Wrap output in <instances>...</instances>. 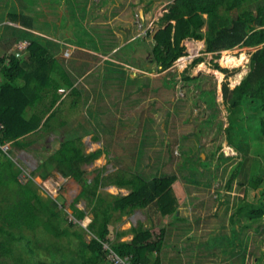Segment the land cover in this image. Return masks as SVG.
<instances>
[{
    "label": "rangeland",
    "instance_id": "1",
    "mask_svg": "<svg viewBox=\"0 0 264 264\" xmlns=\"http://www.w3.org/2000/svg\"><path fill=\"white\" fill-rule=\"evenodd\" d=\"M174 1L0 0V15L1 10L23 9L36 18L43 32L60 34L68 39V45L63 44L62 58L64 62L69 58L68 65L74 74H78L77 87L83 91L82 96H75L72 90L74 96H64L68 99L65 102L63 99L64 104L60 105L66 109L70 104L71 115L67 111V116L63 115L61 108L56 110L54 107V119L49 116L50 109L37 129L17 142L10 141L6 147L20 171L19 178L26 182L32 176L40 184L39 191L44 196L56 198L64 205L63 215L68 220L63 225L68 226L70 233L55 237L38 226H21L20 232L24 236L15 238L0 229V240L7 245L11 243L9 251L0 248L3 253H0L1 264H75L72 261L78 258L81 243L88 242L93 236V228L100 216H94L93 203L81 195L83 185L74 177H65L57 171V160L52 157L67 138H75L82 152L102 151L91 162L84 163L88 181L99 173V176L111 174L113 177L118 170L126 173L140 171L146 178L160 174L161 169L172 170L178 175L172 184L177 198L173 212L180 219L173 226L167 223L173 219V212L161 215L155 211L150 218L152 207L125 212L116 210L109 221L107 236L110 242L132 238L133 226L142 223L151 226L154 219L158 226H171L168 227L171 232L166 246L161 251L162 263L198 264V261L193 263L181 257L188 253H180L175 246L179 239L175 237L176 227L184 224L187 233L194 238L186 245L189 249L194 240L202 242L205 249L211 235L216 234L209 240L216 248L208 252V258L202 256L201 259L209 264H227L226 254L219 249L222 242L218 234L224 227L231 226L232 216H238L236 225L248 245L242 256L244 264L264 262V214L254 219L242 211L239 213L248 202L260 203L261 199L264 202V105L246 101L231 112L222 89L225 81L231 87L241 81L250 68V57L257 47L239 44L223 54L224 49L207 51L205 38L186 37L181 42L184 49L178 57L180 60L161 68L147 46L156 42L154 36L160 27L176 24L175 18L164 20ZM6 18L0 16V25ZM47 20L52 21L50 26L45 25ZM136 36L143 40H134L138 47L131 55L132 40ZM18 46L12 50L26 45L22 42ZM88 46L96 48L92 50L99 54L88 56L90 52L82 49H88ZM75 52H83L79 54L83 59L76 58ZM128 52L138 65L123 58ZM228 53L237 54L235 56L242 57L243 61L236 66L228 65L224 59ZM198 57L202 60L195 62ZM114 58L118 63L113 62ZM205 63L212 67V71L204 68ZM216 63L226 68L223 78ZM81 69H88V72L82 74ZM107 70L113 71L111 75L116 77L104 84L99 76ZM119 70L125 71L124 81L119 79L116 72ZM183 72L197 78L186 80ZM166 78L170 82L166 83ZM138 83L145 85L139 87ZM62 92L67 93L68 88ZM210 92L212 98L206 95ZM83 95L84 102L79 100L76 105L73 100L83 98ZM199 131L200 135L197 134ZM191 147L201 158L195 162L198 169L193 179H187L191 176L190 168L182 166L180 169L179 160L185 150L189 154L196 152ZM107 182L108 185L100 188L107 198H111L109 193L120 195L130 191L111 183V179ZM4 192L15 197L14 191ZM74 200L76 207L72 208ZM80 209L86 212L81 218ZM17 210V207L11 209ZM70 219L74 224H69ZM4 220L0 216V224ZM246 224L251 227L243 228ZM18 228L12 227L16 234H19ZM124 230V233L116 234ZM109 245L107 242L105 246ZM257 246L259 250H256ZM113 253L97 264H117ZM242 260L233 264H241Z\"/></svg>",
    "mask_w": 264,
    "mask_h": 264
},
{
    "label": "trees",
    "instance_id": "2",
    "mask_svg": "<svg viewBox=\"0 0 264 264\" xmlns=\"http://www.w3.org/2000/svg\"><path fill=\"white\" fill-rule=\"evenodd\" d=\"M170 9V13L165 14L164 20L175 18L176 24L160 27L154 36L156 42L147 46L151 49V56L159 62L160 67L167 68L183 54L184 46L181 42L186 37L205 38L207 51L229 49L239 44L257 47L251 54L250 68L241 81L234 87L225 81L222 89L227 107L231 112L246 101L264 105V0H175ZM1 12L0 16L8 17L6 20L10 21L0 26L5 48H9L20 40L27 41L28 44L24 49H17L19 54L17 51L8 53L5 49V55L0 56V123L3 124L0 128V216L5 218L3 224H0V229L11 237L21 238L24 236L20 232L23 229L21 226L30 228L38 226L49 235L62 237L70 233L68 226L63 225V222L68 220L63 215L64 205L56 198L44 196L39 191L40 184L32 176L23 182L19 178L20 171L15 161L10 157L8 150L2 148L1 145L37 129L44 115L57 102L60 96L57 94L59 87L72 86L76 76L67 67V62L56 54L63 44L42 33L35 32L34 29L41 31L43 28L38 27L36 18L31 13L18 8L5 10V12L1 10ZM51 24L52 21L47 20L45 25L50 26ZM139 39L135 41L142 40ZM135 41L132 51L136 49ZM103 44L106 46L105 43ZM126 57L131 58L132 56ZM201 60L202 57H198L195 62ZM216 66L222 68L218 63ZM112 69L115 70V68ZM119 71V79L124 81L125 71ZM111 72L113 71L107 70L99 76L104 84L116 77V75H111ZM183 78L194 80L197 76L183 72ZM167 81L169 80L166 78L165 82ZM72 90L75 93L80 92L77 86H74ZM206 95L213 97L212 92ZM206 99L210 101V98ZM204 122L210 123L207 120ZM230 128L231 124L228 130ZM197 134L200 135L201 132ZM61 143V146L56 148L52 154V157L57 160V171L65 177H74L83 185L81 195L93 203L94 216H100L98 224L93 228V236L88 242L81 243L80 254H77L78 258L72 262L97 264L101 260H106L113 251L130 264H162L161 251H164L168 234L171 232L168 227L170 228V225L173 226V223L180 219V216L173 212L177 205V198L172 184L178 177L177 173L161 169L160 174L146 178L140 171L126 173L118 170L112 174L113 177L111 174L99 176V173L88 181L84 163L91 162L98 157L102 152L101 149L88 153L82 152L75 138H67ZM191 149L195 148L191 147ZM195 151L189 154L185 150L179 160L180 169L182 166L190 168L189 175L191 176L187 179H193L192 176L198 169V164L195 162L197 158H201V155L196 149ZM238 169L240 170V167ZM108 179H111V183L117 186L129 188L130 191L120 195L109 193L111 198H107L100 188L108 185ZM3 185L12 186V188L11 190L5 189ZM4 191H14L15 197ZM75 201L71 203L72 208L76 207ZM146 206L156 208L158 214L161 215L173 212V219L168 221L170 225L146 227L142 223L139 226H133L132 238L110 242L107 235L110 231L109 221L113 211H133ZM14 207L19 210L11 211ZM79 211L80 218L86 214L83 209ZM241 211L256 219L264 214V202L262 199L260 203L248 202L239 209V213ZM238 219V216H232L231 226L224 227L218 234L222 242L219 249L226 254L227 264L236 263L238 259L242 260L244 258L242 256L247 251L246 237L236 225ZM69 224H74V221L70 219ZM14 226L20 227L17 230L19 234L12 229ZM249 227L251 225L243 226V228ZM124 232L125 230L116 232V234L120 235ZM187 232L184 224L177 225L175 237L179 239L176 240L175 246L180 253H188L187 258L181 257L189 262L198 261V264H209L201 257L216 248L214 242L209 241L216 234L211 235L205 249H203L204 244L197 243L196 240L189 249L186 245L194 238ZM107 242L110 243L109 247L105 246ZM9 245L0 240L2 251H9ZM256 250H259L258 246ZM244 262L245 258L241 264ZM39 264L49 263L40 262Z\"/></svg>",
    "mask_w": 264,
    "mask_h": 264
},
{
    "label": "crops",
    "instance_id": "3",
    "mask_svg": "<svg viewBox=\"0 0 264 264\" xmlns=\"http://www.w3.org/2000/svg\"><path fill=\"white\" fill-rule=\"evenodd\" d=\"M6 19H3V22L1 23V24H6ZM16 24H18V23H16ZM0 26H2V25H0ZM34 31L35 32H39V33H42V34H44V35H46L47 37H49V38H52V39H54V40H57V41H59V42H61L62 44H65V45H68V39H66V38H64V37H62L61 35H51L50 33H46V32H43L42 30V32L40 31V30H36V29H34ZM127 37H128V35H127ZM138 37H140V36H136V37H134L133 38V40L132 41H134V40H136V39H139ZM4 38V36H3V34H1V31H0V49H2V52H0V56H4L5 55V45H4V43H3V39ZM142 39V38H141ZM128 41L130 40V38H128L127 39ZM140 40V39H139ZM143 40V39H142ZM141 40V41H142ZM24 43L25 42V45H27L28 44V42L27 41H24V40H20V41H18V42H15V44L14 45H11L9 48H7L6 50L8 51V53L9 52H11V51H13L12 50V48L14 47V46H17V47H19L18 45H20L21 43ZM77 43V42H76ZM128 43H130V42H128ZM64 46V45H63ZM63 46H61V50L60 49H58V51H57V55H58V57L59 58H61L62 59V57L64 56V54H63ZM26 47V46H25ZM25 47H23V48H20V49H24ZM137 47L138 46H136V49H137ZM84 51H89L90 53H88V56H90V55H96L97 53L99 54V52H97L96 50H92V49H96V48H90V46H88V49H84V48H82ZM90 49V50H89ZM136 49H134V51L136 50ZM17 51V50H16ZM134 51H131V55H132V53L134 52ZM95 52V53H94ZM7 53V54H8ZM83 52H75V54L74 55H76L75 57L76 58H82V56L83 55H79V54H82ZM117 53V52H116ZM17 54H19L18 53V51H17ZM100 54H102V53H100ZM79 55V56H78ZM87 55V54H86ZM103 55V54H102ZM128 55H130L129 54V52H128V54H125V56L123 57L125 60H127V61H131V64H137L138 65V63L135 61V59L133 58V57H126V56H128ZM83 59V58H82ZM116 58H114V60H113V62H116V63H118L116 60H115ZM179 58H176L175 60H174V62H173V64L175 63V61H179L178 60ZM68 61H69V58L67 57L66 58V62H67V67L69 68V69H71L72 70V72L74 71L73 70V68L72 67H70L68 64ZM99 63H101V62H99ZM177 64V63H176ZM74 68H76L75 66H73ZM94 67V66H93ZM82 70V69H81ZM86 72H88V69H85V70H82L81 71V73L83 74V73H86ZM116 72H118V73H120V71H116ZM74 73V72H73ZM77 75L78 74H75V76H76V79H77ZM79 82V81H78ZM78 82H77V84H78ZM77 84H76V80H75V82H74V84L72 85V86H70V87H66V86H60L59 87V90L57 91V94L58 95H60L59 96V98H58V100H57V102L55 103V105L53 106V107H51V110H52V108H54L55 107V109L56 110H58L59 108H61V109H59V110H63V115H66L67 116V114H65V112L67 111V113H69V106H70V104L66 107V109H65V107L62 105V107H61V105L60 104H64V102L65 101H67V99L68 98H64V96H68L69 95V97L71 98L72 96H82L81 95V93L83 92V91H81V90H79L80 92H77V93H75V92H73V90H72V88L74 87V86H77ZM144 85H145V83L143 84H141V83H138V86L140 87V86H142V87H144ZM92 87H94V86H92ZM66 88H68V92L67 93H65V92H62V91H66ZM79 89V88H78ZM72 90V92H73V94L70 92ZM69 92H70V94H69ZM64 93V94H63ZM62 95V96H61ZM63 99H65L64 100V102H63ZM74 99V98H73ZM82 101V102H84V95H83V98L82 97H79L78 99H75V100H73V102H76L77 104L76 105H78V103L80 102V101ZM77 107V106H76ZM55 109L54 110H52L51 111V113L49 114V116L50 115H52V114H54V112H55ZM70 114V113H69ZM71 115V114H70ZM56 117V115H52V118L54 119ZM71 117V116H70ZM63 121H65L66 120V118L65 119H62ZM29 133V132H28ZM27 134V133H26ZM24 136V135H23ZM22 137V136H21ZM20 138V137H19ZM19 138H17V139H19ZM17 139H13L12 141L13 142H15ZM17 142V141H16ZM14 145H15V143H14ZM147 207H152V206H146L145 208H147ZM152 209H153V211H152V213H151V216H150V218L152 217V216H154V214H156L155 213V211H156V208H154V207H152ZM172 217V216H171ZM154 218V217H153ZM156 219V218H155ZM168 223V222H167ZM152 227H161V226H158V224H156V221L153 219V224L151 225ZM180 226V225H179ZM221 251V250H220ZM225 254V253H224ZM205 257H207L208 258V255L207 254H205L204 255ZM163 264V263H162Z\"/></svg>",
    "mask_w": 264,
    "mask_h": 264
},
{
    "label": "bare ground",
    "instance_id": "4",
    "mask_svg": "<svg viewBox=\"0 0 264 264\" xmlns=\"http://www.w3.org/2000/svg\"><path fill=\"white\" fill-rule=\"evenodd\" d=\"M199 43H201V42H199ZM225 51H230V49H225V50L223 51V54L225 53ZM233 54H234V53H233ZM235 55H237V54L232 55L231 53H228V54H226V55L224 56V59H225V61H226V63H227L228 65H230V66H236V65L240 64V63L243 61V60H242V57H240V56H235ZM222 56H223V55H222ZM220 61H222V57H220ZM221 63H222V62H221ZM222 64H223V63H222ZM204 65H205L204 68H207V70L212 71V67L208 66L206 63H205ZM214 68H216V67H214ZM217 70L221 72V74H222V78H223V76H224V71H223L222 69H219V68H217Z\"/></svg>",
    "mask_w": 264,
    "mask_h": 264
},
{
    "label": "built area",
    "instance_id": "5",
    "mask_svg": "<svg viewBox=\"0 0 264 264\" xmlns=\"http://www.w3.org/2000/svg\"><path fill=\"white\" fill-rule=\"evenodd\" d=\"M3 127V124L0 123V128ZM1 130V129H0ZM10 142V141H9ZM6 142L4 144L1 145L2 148H4L6 150V147L8 148V143ZM113 259L114 261L116 260V263L122 262L123 264H130L129 262H126V260L120 258L118 255H116L115 253H113Z\"/></svg>",
    "mask_w": 264,
    "mask_h": 264
},
{
    "label": "clouds",
    "instance_id": "6",
    "mask_svg": "<svg viewBox=\"0 0 264 264\" xmlns=\"http://www.w3.org/2000/svg\"><path fill=\"white\" fill-rule=\"evenodd\" d=\"M225 50V49H224ZM218 68V67H217ZM219 69H222L223 71H225V69L224 68H219Z\"/></svg>",
    "mask_w": 264,
    "mask_h": 264
},
{
    "label": "water",
    "instance_id": "7",
    "mask_svg": "<svg viewBox=\"0 0 264 264\" xmlns=\"http://www.w3.org/2000/svg\"><path fill=\"white\" fill-rule=\"evenodd\" d=\"M141 13H143V10H141Z\"/></svg>",
    "mask_w": 264,
    "mask_h": 264
}]
</instances>
